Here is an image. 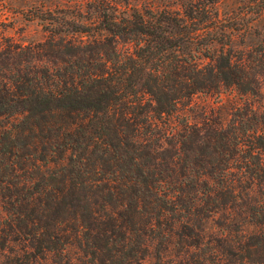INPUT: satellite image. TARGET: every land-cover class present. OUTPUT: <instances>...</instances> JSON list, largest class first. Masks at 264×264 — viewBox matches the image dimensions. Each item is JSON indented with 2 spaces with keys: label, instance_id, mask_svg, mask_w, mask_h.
<instances>
[{
  "label": "trees",
  "instance_id": "obj_1",
  "mask_svg": "<svg viewBox=\"0 0 264 264\" xmlns=\"http://www.w3.org/2000/svg\"><path fill=\"white\" fill-rule=\"evenodd\" d=\"M179 4L30 8L36 44L0 30V264H264V110L177 117L264 72L214 31L218 0Z\"/></svg>",
  "mask_w": 264,
  "mask_h": 264
},
{
  "label": "rangeland",
  "instance_id": "obj_2",
  "mask_svg": "<svg viewBox=\"0 0 264 264\" xmlns=\"http://www.w3.org/2000/svg\"><path fill=\"white\" fill-rule=\"evenodd\" d=\"M84 0H0V30L13 41L28 45L46 40L49 32L42 22L31 17L30 8L44 9L58 5L64 7ZM129 6L153 8H180L181 0H115ZM218 23L214 31L226 33L227 46L236 57L243 56L255 69L264 72V0H218ZM244 105L257 111L264 110V82L257 95L243 94L233 87H222L218 92L196 93L190 103L179 108L178 119L200 122L206 117H215L227 122L232 112ZM172 123L179 127L176 119ZM45 264H51L49 260Z\"/></svg>",
  "mask_w": 264,
  "mask_h": 264
}]
</instances>
